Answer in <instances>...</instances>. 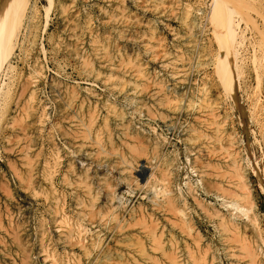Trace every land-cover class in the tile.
<instances>
[{"label": "bare ground", "instance_id": "bare-ground-1", "mask_svg": "<svg viewBox=\"0 0 264 264\" xmlns=\"http://www.w3.org/2000/svg\"><path fill=\"white\" fill-rule=\"evenodd\" d=\"M49 2L50 5L54 3L53 0H49ZM117 6L119 5L117 4ZM189 6H187L188 9L181 22L188 27L187 35L183 40L187 44L190 55L177 54L176 61L175 59L168 63L165 61L164 65L170 71V79L174 81L173 86L169 87L170 84L167 85V82L160 78V73L150 72L142 58L129 55H127L129 57H125L120 49H110L107 41L100 42L95 50L98 67L93 65L90 58L87 59L81 55L83 39L80 35H75L73 44H70L67 50L69 54L82 60V74L94 82L103 83L105 93H117L123 96L124 102L128 105L139 104L143 98L148 99L155 107L160 120L165 124L174 123L180 116L185 117L184 139L194 145H192V149L197 148V152H201L203 149L209 150V152L215 150L214 148L222 149L225 153H223L225 155L223 161L227 163L226 166H231L229 173L233 174L231 184L234 186L235 192L231 190L233 196L230 200L224 194H219L217 197L222 200L224 207H232L234 212L235 210L240 211L245 219L247 218L255 228L260 229L255 212L256 205L253 202L246 176V159L241 151L236 150V145L240 144V141L229 127L228 111L224 115L221 112L227 102H232L242 113H245L242 101L245 95L250 104L251 118L259 121L264 131V100L261 96L264 73V0H216L214 8L207 14V18H212L214 32L218 34L216 37L219 47L214 54H204L205 58L202 57L199 43L194 40L196 31L202 32L201 29L204 28L199 20L203 10H192ZM49 9L45 8L46 19H44L46 22L43 31L50 20L48 19ZM184 9L186 8L184 7ZM124 10L126 9L124 8ZM38 11L36 0H0V130L3 123H7L6 105L13 85V78L17 74V66L12 58L16 47H19L21 43V37L23 38L21 31L24 20L28 18L34 22V28H36L35 20ZM172 16L174 18L175 15ZM116 17L114 18L116 19ZM37 32L36 29L29 31V36L27 35L29 45L36 44ZM94 36L91 35L92 44ZM71 37L73 38L74 35ZM107 37L109 36L107 35ZM179 43L182 44V40ZM40 47V50L45 51L42 45ZM152 48H157V46ZM167 50L163 51V56L169 57V59L174 58L170 57L171 53ZM155 57L157 56L155 55ZM247 64L251 65V70L255 73L256 85L251 94L244 73ZM208 66L213 67L214 73L219 78L223 93L220 99L212 95L211 88L206 81L205 68ZM60 67L62 68V65ZM31 69L34 74L32 83L44 77V67L37 62ZM192 75L202 77L203 80L199 84L196 81V83H190ZM51 83L53 84V82ZM56 91V117L53 118L49 115L47 106L41 100H36L37 95L35 96V91H32L30 97L28 95L29 103L25 107L22 104L25 114L22 119L21 113L20 120L22 122L14 126L12 123L15 121L9 124L12 128L6 135L7 140L15 143L18 152L22 155V160H24L23 165L26 167L24 173L20 169H15L17 165L14 169L18 172L19 179L21 175L20 181L27 182V185L32 186L31 188L39 189V192L35 188L32 189L33 191L35 189V193H37L35 196L39 197V216L36 227L21 221L17 222L16 231H13L11 224L14 221L13 214L6 215L5 212V217L0 215V261L4 264H28L29 253L26 252L28 246L29 249L37 247L41 251L40 254L42 252L48 254L45 258L50 257L51 264H70L71 262L85 264L87 261L100 264L106 256L103 229L113 225L111 232L120 234L118 242L136 241L135 243L140 246L142 252V260L145 262L155 261L152 250L154 249L158 250V254L166 259V264H217L214 261L216 260L215 256L211 255L212 253L206 248L203 238L193 225L187 212L186 198L181 193L172 191L165 198L166 205L175 210L176 217L173 221L175 225L171 224L170 233L166 235L165 225L153 218L151 214L145 215L141 211L139 215H135L134 211H130V216L127 218L118 216L120 203L117 200V187L111 174L113 172L124 174L133 184L138 179L136 173L141 171L140 168L146 166L145 160L143 158L140 160V157L146 155L143 149L142 151L141 149L140 151L135 150L137 155L131 159H128L125 151L122 150L124 143L121 141L124 137L140 133V129L133 122L137 111H127L128 106L125 108L124 103L111 102L105 95L96 93L89 87L61 85L60 81ZM19 97L21 96L19 95ZM20 109L23 110V108ZM16 113L18 114V112ZM161 139L168 143L167 138L163 135ZM159 143L154 144L156 149L162 146V143ZM128 147L130 148L129 144ZM192 149H188V151ZM166 155L170 156V153L163 154L165 156L163 164L167 166L152 168L144 186L152 187L155 190L160 189L159 176L164 169L171 177L174 175L177 160L175 155L170 157ZM147 159L149 160V157ZM206 164L208 165L209 161H206L202 166H206ZM23 165L21 166L23 167ZM212 165L216 164L212 163ZM147 170L150 169L147 168ZM23 184L26 186V183ZM28 187L26 189H29ZM191 188L189 185L190 191L193 192L192 196L202 208L205 203L204 209L216 217L222 227L233 228L245 233V229L243 231L242 229L246 227L242 228L235 219L230 218L232 213L228 216L219 209L209 206V202L206 203L205 199L200 198V195L195 194L194 189ZM204 188L209 194L210 190H207L205 186ZM178 190L180 192V189ZM7 202V208L10 207L25 216L29 207H27L28 201L17 200L14 193L10 191ZM110 204L111 206H109ZM8 223L11 224L9 228H12V230L10 229L12 232L8 229ZM178 224L181 225L182 234L185 233L184 237L187 240H182L185 245L179 244V237L174 235ZM142 230L145 238L135 235V233H142ZM258 240L254 237L249 240L246 237L245 246L247 249L254 250V254L257 251L262 258L264 257V240L262 243ZM57 245L64 250L63 254L57 252ZM149 245L152 246V249H149ZM18 247L19 250L12 252V248ZM123 248L116 253L119 257L126 256L123 253ZM21 251L24 256L21 255ZM46 259L44 260L47 261Z\"/></svg>", "mask_w": 264, "mask_h": 264}, {"label": "rangeland", "instance_id": "rangeland-1", "mask_svg": "<svg viewBox=\"0 0 264 264\" xmlns=\"http://www.w3.org/2000/svg\"><path fill=\"white\" fill-rule=\"evenodd\" d=\"M215 1L216 0H170V2L169 0H53L54 3L50 5L49 0H36L39 8L37 14L38 16L35 20L36 28H34V22H31L30 20H28V18L24 20V25L22 28L23 30L21 31L23 38L21 37V43L19 45L20 48L16 47L15 54L12 58L13 62H15L14 64L17 66V76L15 75V77L13 78L12 84L14 86L12 85L6 105L7 123L4 122L3 127L0 130V215H3L2 217H5V212L6 215L10 213L13 214L14 221L11 223L13 231H16V227L18 225L17 222L20 223L21 221L28 222L29 224H31V226L33 224V227H36V225H38L37 218L39 216V197L35 196V194L37 195V193H35V189L37 190V192H39V189L33 187L35 188L33 191V188H31L32 186H30L29 184L27 185V182H23V180L20 181L21 175L20 179L18 178V172L16 170L20 169V171L24 173L26 167L23 165L24 160H22V155H20V153L18 152V148L16 147L15 143H12L13 141H8L6 135L11 131L12 126L18 125L22 122V120H20V116L23 115L22 119H24V107L29 103L30 98H28V95L30 97L32 91H35V96L37 95L36 100H41L42 103L47 106V112H49V115L53 118L56 117L55 92H57L56 89L60 85L61 81V85H78L81 87H89L94 92L105 95L106 98L110 99L111 102L124 103L125 108L128 106V108H126L127 111H137L135 112L136 116L133 122H135L136 124L134 123V125H137V128L140 129V133L124 137L123 141H121L124 144H121L122 150L125 151L126 157L128 159H131L135 155H137L135 150L140 151L141 149L142 151L143 149L146 155L140 157V160L143 158L145 160L144 164L146 166L143 164L145 166V169L142 167L140 168L141 171L136 173L138 179L133 184L129 182L124 174L118 172H113L111 174V177L113 178L114 183L117 187V200L120 203L118 205L119 217H129L130 211H134L135 215H139L141 211H143L145 215L151 214L153 218L158 219L160 223H163L165 225L166 235L167 233H170L171 224L175 225L173 221L176 217L175 210L166 205L165 198L172 191L175 193L178 192L179 194L181 193L185 196L186 206L188 207L187 212L190 216V219L203 238L206 248L209 250V252L212 253L210 254L215 256V263L264 264V257L261 258L257 251L255 255L254 250L247 249L245 246L246 237L249 240L253 237L257 240L259 239L258 241L260 243H262V240H264V131L262 130L260 122L251 118L248 98L245 95L243 96L244 99L242 98L245 113H242L237 107H235L232 102L225 101L227 103L225 104L221 114L224 115L225 112L228 111V114L230 116V118L228 119L229 127L235 133L237 139L240 141V144L236 145V150L238 149V151H241L242 155L246 159V176L249 181V187L251 189L253 202L256 205L255 212L258 218L260 229L255 228L252 223L247 220V218H244L245 216H243L240 211L235 210L234 212V209L232 207H224L222 205V200L217 197L219 194H224L226 195L227 199L230 200L233 196V194H231V190H234L233 192H235V188L231 184L233 181V174L229 173V168H231V166H226L227 163L223 161V156L225 155H223L224 151L222 149L219 150L220 148H214V152H209V150L206 149H203V152H197V148L192 149L194 145L187 141V139H184L185 136L183 131V124L185 117L180 116L174 123L165 124L160 120L155 107L148 99L143 98V100H140L139 104L128 105V103L124 102L123 96H120L117 93H105L103 83L94 82L85 74H82V60L76 58L72 54H69V51L67 50V47L70 44H73L75 35H80L83 39L81 55L87 59L90 58L93 65L98 67L97 59H95V50L100 42L103 43L107 41L110 49H120L125 57L137 56L142 58L143 62L148 66V70L150 69L149 71H153V73H160V78L164 79L167 82V85L170 84V87L173 86L174 81L170 79V71L168 67L166 68L164 67V65L166 64V62L168 63V61L170 62L171 60L175 59V56L177 54H189L187 44L183 40L187 35L188 27L181 22L183 16L186 13V10L188 9L187 6L190 5L189 7L192 8V10H203V12L200 11L202 14H200L199 16V20L202 22V26L204 27L201 29V31H203H196V35L194 36V40L199 43L202 57L205 58L204 54H214L218 50L219 46L216 37L218 36V34H215L214 32L215 28L211 22L212 18H207V14L214 8ZM163 3L166 4V6H164ZM117 4L120 6V8L119 6H117ZM169 4L172 5L169 6ZM46 7L50 8L48 15V19L50 20L48 21L46 29L43 31V29L45 28L43 26L46 22ZM184 7L186 9H184ZM124 8L126 10L123 11ZM65 9H67V11H65ZM63 10L66 12V14ZM118 15L120 16L118 17ZM172 15H175L174 18ZM70 17L72 18V20ZM114 17H116L117 20ZM69 21H71L72 23ZM151 28L152 30H154L152 31ZM31 29H36L38 31L37 41L35 42L36 46H31L28 42L27 35ZM71 35H74V37L72 38ZM91 35L92 37L95 35L93 44L91 41ZM107 35L109 37H107ZM157 38H160L159 40L161 41L159 42ZM181 40L182 44L179 43ZM60 42L62 43V45ZM39 44L44 47L45 51L40 50L41 45ZM149 45L151 46L149 47ZM153 46H157V48L151 49V47ZM164 50H167V52L170 51V57L174 58H165L163 56ZM143 53H145L146 55H144ZM16 54L19 56V58ZM155 55L160 58L155 57ZM39 58L40 60H38ZM146 58L148 61L146 60ZM36 62L40 66L44 67L43 72L45 75L42 79H39L37 81L38 83H32L34 74H32L31 67ZM61 65L62 68L60 67ZM207 68H205V72L207 74L206 81L211 88V93L215 98L218 97L220 99V97L223 96V93L219 78L217 77L216 73H214L212 66H208ZM251 69L252 68L250 64H247L244 68V73L246 81L248 83L250 94L252 92V89L256 85L255 73ZM44 79L47 82H45ZM202 80V77L192 75L190 83L197 82V84H199ZM51 82H53V84ZM88 84L90 85L87 86ZM262 91L263 92L261 93V96L264 100V73ZM19 95L21 97H19ZM22 104L24 107L22 106ZM20 108H23V110ZM16 112H18V114ZM12 122H14L15 124ZM11 123L12 126L9 125ZM161 134L167 138L168 143H165L161 139ZM156 142L162 143V146H160L159 149L155 148L156 145L154 144ZM128 144L130 145V148L128 147ZM188 149L192 150L188 151ZM165 152H169L170 156L175 155V158L178 161H176L175 166H177V168L174 171V175L171 177L167 174L166 169H164L163 173H161V176H159V185L161 186L160 189L155 190L152 187L144 186L147 178L149 177V174L152 172V168L157 169L156 167L167 166L163 164L165 158L163 154ZM154 154L156 155L154 156ZM145 156H148L149 160L147 159L148 157L145 158ZM187 158L189 159V161ZM206 161H209V164L211 163L210 166H208L209 164H206V166H202L205 165ZM212 163L216 164L217 166H213ZM136 164L137 163H135V165ZM21 165H23V167ZM14 167H16V170L14 169ZM147 168L150 170H147ZM199 178L200 180L202 179L201 182ZM23 183H26V186ZM137 183L141 186H139ZM189 185L190 188L192 187L191 189H194L195 194H199L200 198L205 199L206 203L209 202V206L211 205L212 207L219 209L222 213L227 214L228 216L232 213V216L230 218L232 220L235 219V221H237L238 224H240L239 226H241L242 228L245 226L246 228L242 229V231L245 229V233L239 232L233 228L222 227V225H220L219 223V220L216 217H213L209 211L207 212V210L204 209L205 203H203L204 205L202 208L198 201L192 196L193 192L190 191ZM27 186H29V189H26ZM204 186L207 188V190H210L209 194L205 191ZM178 189H180V192ZM10 191L14 193L17 200L20 201L22 199L29 202L27 204V207H29L27 208L25 216L22 213H18L14 209L13 211L10 207L7 208L6 204H8L7 199ZM109 206H111V204ZM234 215L235 217H233ZM11 224H7L9 230H12V228H9L11 227ZM112 227L113 225H109L106 229H103V238L106 241V256L100 264H166V259L158 254V250L152 249L151 245H149V249L151 248L153 250V257L155 261H143L140 246L135 243L136 241L127 240L123 243L118 242L120 234H113V232H111ZM224 228L226 230L230 229L231 231H224ZM222 229L224 230L222 231ZM135 235L145 238L143 230L142 233H135ZM174 235L179 237V244L182 243V245H185L184 241L182 240L186 241L187 239L186 237H184L185 233L182 234L180 224L177 225V229ZM58 246L59 245H57V247ZM27 248L28 251L26 252L29 253L28 264H51L52 259L50 257L47 259L45 258V256H47L48 254H46L45 252H42L40 254L41 251L37 247L34 249H29V247L27 246ZM122 248L123 253L126 254L125 257H119L116 254L118 250ZM15 250H19V247L12 248V252H15ZM57 250L56 251L59 254H63V249L58 247ZM21 255H23L22 251ZM43 258L47 261H45ZM0 262L1 264H4L2 261ZM70 264H74V262H71ZM85 264L95 263L87 261Z\"/></svg>", "mask_w": 264, "mask_h": 264}]
</instances>
